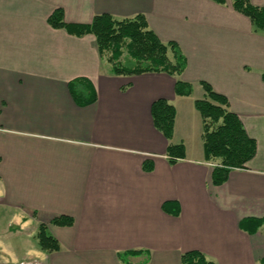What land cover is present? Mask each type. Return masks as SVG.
Listing matches in <instances>:
<instances>
[{"label": "crops", "instance_id": "1", "mask_svg": "<svg viewBox=\"0 0 264 264\" xmlns=\"http://www.w3.org/2000/svg\"><path fill=\"white\" fill-rule=\"evenodd\" d=\"M224 1L0 0V240H19L10 255L122 264L119 254L139 250L128 264H181L198 251L214 264L264 261V33ZM57 9L68 25L142 15L162 43H176L186 68L113 75L92 35L48 24ZM77 79L89 83L94 103L76 104ZM177 81L192 86L189 96L175 95ZM200 82L228 100L256 143L254 158L221 186L211 184L204 158ZM159 99L175 109L169 140L151 119ZM179 144L184 158L171 163L167 148ZM60 216L73 224H50ZM41 224L59 251H40Z\"/></svg>", "mask_w": 264, "mask_h": 264}, {"label": "trees", "instance_id": "2", "mask_svg": "<svg viewBox=\"0 0 264 264\" xmlns=\"http://www.w3.org/2000/svg\"><path fill=\"white\" fill-rule=\"evenodd\" d=\"M223 5L224 0H212ZM232 8L247 17L255 30L264 33V6L251 4L250 0H231ZM53 28L65 29L81 37L92 35L95 38L99 57L110 65L113 75H136L145 72H164L171 76H178L186 68V59L174 42L162 43L148 27L146 19L137 15L132 19L115 20L111 16L102 14L95 16L86 25H68L63 20L61 9L55 10L47 20ZM126 51L124 62L120 59ZM264 81V73L262 74ZM204 91V98L194 102L202 124L203 152L206 161H212L211 184L221 186L228 179L231 170L244 169L256 154V143L249 138L236 114L229 110L228 100L214 92L205 82H200ZM72 97L76 104L87 106L95 102L96 95L89 83L82 79L70 83ZM192 86L181 81L175 82L174 93L180 97L189 96ZM153 125L164 138L171 139L175 118V109L165 100L154 101L150 107ZM168 156L171 163L176 158H184L182 144L169 145ZM144 170L150 171V165H144ZM174 203H165L163 210L178 216V208L170 207ZM250 222V221H249ZM259 225L258 220H252ZM50 224L69 227L73 224L70 217L60 216L51 220ZM40 251L45 253L57 252L59 243L52 238L41 224L35 234ZM142 251H126L118 257L122 264H127L128 256H138ZM127 262V263H126ZM144 264V263H142ZM181 264H214L198 251H189L181 255ZM260 264H264L262 261Z\"/></svg>", "mask_w": 264, "mask_h": 264}, {"label": "rangeland", "instance_id": "3", "mask_svg": "<svg viewBox=\"0 0 264 264\" xmlns=\"http://www.w3.org/2000/svg\"><path fill=\"white\" fill-rule=\"evenodd\" d=\"M124 55H122V58L120 59L122 62H124V57H125V54H126V51H124L123 53ZM212 162V161H211ZM212 164H214L212 162ZM213 166V165H212ZM19 240H9L7 243L6 241L4 240H0V264H42L41 263V259H40V262L35 259H33L32 257H36V254H33L32 252L29 254V258H20V257H14L12 255H10L9 253V247H14L16 245H18L19 243ZM6 244H7V247H6ZM17 255V254H16ZM127 263V262H126ZM128 264V263H127Z\"/></svg>", "mask_w": 264, "mask_h": 264}]
</instances>
